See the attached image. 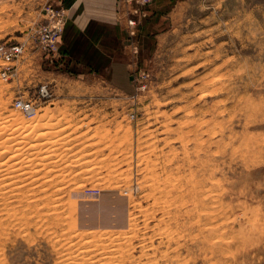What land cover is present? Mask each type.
<instances>
[{
	"label": "rangeland",
	"instance_id": "obj_1",
	"mask_svg": "<svg viewBox=\"0 0 264 264\" xmlns=\"http://www.w3.org/2000/svg\"><path fill=\"white\" fill-rule=\"evenodd\" d=\"M81 1L0 0V42L23 48L0 76V121L47 135L28 147L38 167L9 211L0 205V264H264V0H111L94 27L114 35L113 58L46 61L44 10L64 7L68 26Z\"/></svg>",
	"mask_w": 264,
	"mask_h": 264
},
{
	"label": "bare ground",
	"instance_id": "obj_2",
	"mask_svg": "<svg viewBox=\"0 0 264 264\" xmlns=\"http://www.w3.org/2000/svg\"><path fill=\"white\" fill-rule=\"evenodd\" d=\"M1 4V3H0ZM1 6V5H0ZM143 6V5H142ZM6 7V6H5ZM0 8H2V7H0ZM139 15V14H138ZM66 23V22H65ZM20 110V109H19ZM11 113V112H10ZM13 113V112H12ZM15 113V112H14ZM17 113V112H16ZM45 115V114H44ZM10 116H12V118H14L15 117V119H17L16 118V115H14V114H12V115H10ZM41 116V115H40ZM5 117V116H4ZM7 117H8V115L6 116V120L8 121V119H7ZM2 118V117H1ZM0 118V119H1ZM18 118H19V116H18ZM38 118V117H37ZM36 118V119H37ZM42 118V117H41ZM47 118H49L50 119V117H47ZM33 119H34V117H33ZM38 120H40V119H38ZM46 120V119H45ZM48 120V119H47ZM3 121H5V120H3ZM6 121V122H7ZM36 121V120H35ZM12 122H14V119H13V121H12V119H11V123ZM52 122V121H51ZM50 122V123H51ZM10 123V124H11ZM32 123H34V122H32ZM31 123V121H29V122H22L21 123V125H19V126H21L20 128H22L21 130L20 129H18L17 127H15V128H13L12 130H9L8 128H6V126L7 125H5L4 126V123H2V120L0 121V129H2V130H0V134H3L4 133V136H2L3 137V139H0V205H3L2 207H4L5 209H7L6 207H8V206H10L11 205V203L13 202V200H15L16 198H17V195H16V190L15 189H17V188H19L20 186H21V184H23V183H25V181H27V176H28V174H31V168L32 169H34V167H32L34 164V162H32V157L33 156H35V155H31L32 157H30V154L34 151V149L32 150L31 149V152H30V154H29V151H30V149L28 148V147H33V148H35V147H39V145H41L42 146V144L40 143V144H38L37 143V141H36V139H35V137L37 138V139H39V137L38 136H45V134H46V131H43V130H39V129H36V125L37 124H35V125H33ZM49 123V124H50ZM64 123V122H63ZM8 124H9V122H8ZM15 124V123H14ZM13 124V125H14ZM39 124V123H38ZM52 124V123H51ZM41 125H44V124H41ZM46 125H47V123H46ZM12 126V125H11ZM18 126V127H19ZM52 127H53V125H51ZM8 127V126H7ZM13 127V126H12ZM47 127H49V126H47ZM68 127V126H67ZM78 127V126H77ZM128 128H129V126H127ZM43 128V127H42ZM55 128V127H54ZM54 128H53V130H54ZM69 128V127H68ZM97 128V127H96ZM126 128V127H125ZM7 129H8V131H7ZM57 129V128H56ZM65 129V128H64ZM50 130V129H49ZM58 130V129H57ZM56 130V131H57ZM125 130V129H124ZM48 131V130H47ZM104 131V130H103ZM84 132V131H83ZM108 132V131H107ZM124 132V131H123ZM129 132V131H128ZM34 133V134H33ZM55 133V132H54ZM94 133V132H93ZM92 133V134H93ZM99 133H101L100 131H99ZM152 133V132H151ZM150 133V134H151ZM49 134V133H48ZM153 134V133H152ZM129 135V134H128ZM1 136V135H0ZM43 136V137H44ZM47 136V135H46ZM45 136V137H46ZM70 136V135H69ZM89 136V135H88ZM90 136H91V134H90ZM89 136V137H90ZM107 136V135H106ZM2 137H0V138H2ZM50 137V136H49ZM61 137V136H60ZM66 137H67V135H65V137H62V138H60V139H62V141L64 142L65 140H66ZM101 137V136H100ZM99 137V138H100ZM120 137V136H119ZM138 137V136H137ZM41 138V137H40ZM51 138V137H50ZM73 138V137H72ZM88 138V137H87ZM57 139V138H56ZM59 139V140H60ZM122 140H123V138H121ZM142 139V138H141ZM140 139V140H141ZM40 140V139H39ZM45 140V139H44ZM48 140V139H47ZM58 140V139H57ZM97 140H99V139H97ZM139 140V139H138ZM49 141V140H48ZM67 141V140H66ZM108 141V140H107ZM40 142V141H39ZM42 142V141H41ZM52 142V141H51ZM125 142V141H124ZM46 142H44V144H45ZM54 143H55V141H54ZM54 143H51V144H54ZM65 143V142H64ZM110 144H111V142H109ZM26 144H29L28 146L26 145ZM43 144V145H44ZM47 144H49L48 142L45 144V146H47ZM51 144H49V145H51ZM108 144V143H107ZM106 144V145H107ZM88 145V144H87ZM92 145V144H91ZM94 145V144H93ZM117 145V144H116ZM52 146V145H51ZM50 146V147H51ZM99 146V145H98ZM104 146V145H103ZM103 146H101V147H103ZM110 146V145H109ZM127 146H129V145H127ZM133 146V145H132ZM146 146V145H145ZM155 146V145H154ZM55 147H57V146H55ZM59 147V146H58ZM69 147V146H68ZM106 147V146H105ZM153 147V146H152ZM40 148V147H39ZM42 148H44V147H42ZM42 148H41V150H40V152L42 153ZM70 148V147H69ZM96 148V147H95ZM108 148V147H107ZM137 148V147H136ZM155 148V147H154ZM45 149V148H44ZM43 149V150H44ZM48 149V148H47ZM51 149V148H50ZM79 149V148H78ZM94 149V148H93ZM98 149V148H97ZM110 149V148H109ZM67 150V149H66ZM65 150V151H66ZM82 150V149H81ZM85 150V149H84ZM111 150V149H110ZM109 150V151H110ZM48 151V150H47ZM99 151V150H98ZM119 151H123V150H119ZM142 151V150H141ZM146 151V150H145ZM163 151V150H162ZM39 151L38 152H36V155H37V153L39 154L40 153ZM61 152H62V150H61ZM60 152V153H61ZM73 152V151H72ZM89 152V151H88ZM113 152V151H112ZM47 153H49V152H47ZM56 153V152H55ZM68 153V152H67ZM70 153V152H69ZM85 153V152H84ZM91 153V152H90ZM120 153V152H119ZM128 153V152H127ZM130 153H131V151H130ZM139 153V152H138ZM52 154H54V153H52ZM62 154V153H61ZM61 154H59V155H61ZM71 154V153H70ZM58 155V154H57ZM56 155V156H57ZM58 155V156H59ZM78 155H81V154H78ZM105 155V154H104ZM113 155V154H112ZM125 155H128V154H125ZM141 155V154H140ZM39 156V155H38ZM40 156H42V155H40ZM39 156V157H40ZM57 156V157H58ZM106 156V155H105ZM38 157V158H39ZM57 157H55V158H57ZM77 157V156H76ZM93 157H94V155H93ZM101 157H103V156H101ZM138 157V156H137ZM42 158V157H41ZM63 158V157H62ZM64 158H65V155H64ZM70 158V157H69ZM72 158V157H71ZM84 158V157H83ZM92 158V157H91ZM100 158V157H99ZM123 158V157H122ZM111 159V158H110ZM149 159V158H148ZM38 160V159H37ZM43 160V159H42ZM50 160V159H49ZM55 160V159H54ZM54 160H52L51 162H53ZM67 160V159H66ZM65 160V161H66ZM95 160V159H94ZM138 160V159H137ZM46 161V160H45ZM61 161V160H60ZM70 161V160H69ZM82 161V160H81ZM96 161V160H95ZM119 161V160H118ZM127 161V160H126ZM155 161V160H154ZM153 161V162H154ZM32 162V163H31ZM39 162V161H38ZM41 162V161H40ZM40 162H39V164H40ZM55 162V161H54ZM54 162L52 163V164H54ZM58 162H59V160H58ZM57 162V163H58ZM68 162V161H67ZM111 162V161H110ZM114 162V161H113ZM137 162V161H136ZM152 162V161H151ZM36 163V162H35ZM46 163V162H45ZM64 163V162H63ZM66 163V162H65ZM128 163V162H127ZM148 163V162H147ZM31 164H33V165H31ZM42 164L43 165H45L43 162H42ZM47 164H48V161H47ZM47 164H46V166H47ZM141 164V163H140ZM41 165V164H40ZM43 165H41V166H43ZM50 165H51V163H50ZM93 165H95V164H93ZM100 165V164H99ZM150 165V164H149ZM35 166V165H34ZM62 166V165H61ZM116 166V165H115ZM131 166V165H130ZM138 166V165H137ZM140 166V165H139ZM35 167H38V166H35ZM48 167H49V165H48ZM56 167V166H55ZM59 167V166H58ZM41 167L39 166V169H40ZM85 168V167H84ZM103 168V167H102ZM132 168V167H131ZM141 168V167H140ZM152 168V167H151ZM160 168V167H159ZM36 169V168H35ZM38 169V170H39ZM41 169H43V168H41ZM46 169V168H45ZM61 169V168H60ZM70 169V168H69ZM100 169V168H99ZM110 169H112V167L110 168ZM121 170H122V168H120ZM153 169V168H152ZM156 169V168H155ZM46 170H48V169H46ZM50 170V169H49ZM66 170V169H65ZM64 170V171H65ZM72 170V169H71ZM78 170V169H77ZM80 170V169H79ZM121 170H119V171H121ZM35 171H37V170H35ZM76 171V170H75ZM59 172V171H58ZM63 172V171H62ZM88 172V171H87ZM61 173V172H60ZM84 173V172H83ZM97 173V172H96ZM103 173V172H102ZM126 173V172H125ZM151 173V172H150ZM41 174V173H40ZM40 174H37V176L39 175L40 176ZM59 174V173H58ZM65 174V173H64ZM67 174V173H66ZM73 174V173H72ZM54 175V174H53ZM62 175V174H61ZM113 175V174H112ZM130 175V174H129ZM131 175H132V173H131ZM144 175V174H143ZM149 175V174H148ZM151 175V174H150ZM155 175V174H154ZM39 176H38V178H39ZM42 176H43V173H42ZM44 176H45V174H44ZM50 176V175H49ZM82 176V175H81ZM98 176V175H97ZM119 176V175H118ZM136 176V175H135ZM32 177H35V176H31L30 178L31 179H33ZM59 177V176H58ZM63 177V176H62ZM76 177V176H75ZM86 177V176H85ZM102 177V176H101ZM155 177V176H154ZM45 178V177H44ZM104 178H106V176L104 177ZM128 178V177H127ZM131 178V177H130ZM46 179V178H45ZM52 179V178H51ZM58 179V178H57ZM62 179V178H61ZM66 179V178H65ZM81 179V178H80ZM89 179V178H88ZM91 179V178H90ZM89 179V181H91ZM29 180V179H28ZM42 180H44V179H40L39 180V182L40 181H42ZM72 180H74V179H72ZM71 180V181H72ZM104 180V179H103ZM102 180V181H103ZM139 180V179H138ZM148 180V179H147ZM146 180V181H147ZM32 181V180H31ZM160 181V180H159ZM68 182V181H67ZM81 182V181H80ZM85 182V181H84ZM83 182V183H84ZM93 182H95V181H93ZM149 182V181H148ZM155 182V181H154ZM165 182V181H164ZM167 182V181H166ZM65 183V182H64ZM108 183H109V181H108ZM163 183V182H162ZM18 184H20V185H18ZM32 184V183H31ZM66 184V183H65ZM74 184V183H73ZM92 184V183H91ZM101 184V183H100ZM106 184V183H105ZM114 184L115 183H113V186H114ZM15 185H16V188H14L15 187ZM64 185V184H63ZM80 185V184H79ZM78 184H77V186H79ZM93 185V184H92ZM46 186V185H45ZM60 186V185H59ZM113 186H111V187H113ZM47 187V186H46ZM80 187V186H79ZM93 187V186H92ZM162 187V186H161ZM71 188V187H70ZM76 188V187H75ZM87 188V187H86ZM102 188V187H101ZM100 188V189H101ZM114 188V187H113ZM22 189V188H21ZM21 189H18V190H21ZM54 189V188H53ZM106 189H107V187H106ZM144 189V188H143ZM169 189H171V188H169ZM15 190V191H14ZM39 190V189H38ZM114 190H115V188H114ZM79 191H81V189L79 190ZM120 191V190H119ZM155 191V190H154ZM166 191H167V189H166ZM21 192V191H20ZM25 192V191H24ZM28 192V191H27ZM64 192V191H63ZM145 192V191H144ZM162 192V191H161ZM160 192V193H161ZM15 193V194H14ZM18 193V192H17ZM47 193H49V192H47ZM72 193H74V192H72ZM80 193V192H79ZM109 193H111V192H109ZM44 194V193H43ZM42 194V195H43ZM46 194V193H45ZM140 194V193H139ZM146 194V193H145ZM152 194V193H151ZM87 195V194H86ZM38 196V195H37ZM51 196V195H50ZM36 197V196H35ZM105 197V196H104ZM111 197V196H110ZM158 197V196H157ZM27 198V197H26ZM46 198V197H45ZM97 198V197H96ZM114 199H115V196L113 197ZM112 198V199H113ZM79 199V198H78ZM81 199V198H80ZM99 199V198H98ZM105 199V198H104ZM151 199V198H150ZM72 200V199H71ZM70 200V201H71ZM108 200V199H107ZM111 199H109V201H110ZM121 200V199H120ZM145 200V199H144ZM155 200V199H154ZM156 200H158V199H156ZM56 201V200H55ZM60 201V200H59ZM69 201V202H70ZM75 201L77 202V200H76V197H75ZM80 200H78V202H79ZM89 201V200H88ZM87 201V199H86V203L88 202ZM119 201V199L117 200V202ZM167 201V200H166ZM19 202V201H18ZM17 202V203H18ZM74 203V204H78V203ZM84 202H85V200H84ZM100 202V201H99ZM104 203L106 202V200L105 201H103ZM113 202V201H112ZM138 202V201H137ZM154 202V201H153ZM160 202V201H159ZM43 203V202H42ZM41 203V204H42ZM101 203V202H100ZM111 203V202H110ZM110 203H108V204H110ZM116 203V202H115ZM150 203V202H149ZM14 204H16V203H14ZM96 204V203H95ZM102 204V203H101ZM105 204H107V203H105ZM107 204V205H108ZM113 204H114V202H113ZM113 204H112V206H113ZM140 204V203H139ZM17 205V204H16ZM86 205V204H85ZM90 204H88L87 205V207L89 206ZM99 204H97V206H98ZM158 205V204H157ZM165 205V204H164ZM169 205H171V203L169 204ZM94 206H96V205H94ZM96 206V207H97ZM103 206H105V205H103ZM125 206V205H124ZM24 207H26V206H24ZM74 207V206H73ZM76 207V206H75ZM89 207H91V206H89ZM101 207H102V205H100V209H101ZM106 207V206H105ZM104 207V208H105ZM114 207V206H113ZM112 207V209H117V207H119V206H117L116 208H113ZM123 207V206H122ZM140 207V206H139ZM9 208H11V207H9ZM93 208V207H92ZM109 208V207H108ZM119 208H121V205H120V207ZM75 208H73V210H74ZM80 209V208H79ZM78 209V210H79ZM103 209V208H102ZM111 209V208H110ZM110 210V211H114V210ZM144 209V208H143ZM152 209V208H151ZM159 209H161V208H159ZM163 209V208H162ZM11 210V209H10ZM54 210V209H53ZM58 210V209H57ZM84 211L86 210V209H83ZM82 210V211H83ZM109 210V209H108ZM125 210V209H124ZM123 210V211H124ZM129 210V209H128ZM127 210V211H128ZM153 210V209H152ZM7 211H9V209H7ZM81 211V210H80ZM80 211H79V213H80ZM81 211V212H82ZM118 211V210H117ZM116 211V212H117ZM151 211V210H150ZM163 211V210H162ZM57 212V211H56ZM86 212V211H85ZM115 212V213H116ZM120 212H122V211H120ZM131 212V211H130ZM152 212V211H151ZM73 213V212H72ZM87 213H88V211H87ZM89 213H90V211H89ZM95 213V212H94ZM113 213V212H112ZM114 213V214H115ZM124 213H125V211H124ZM81 214V213H80ZM83 214H85L84 212H83ZM82 214V215H83ZM91 214H92V212H91ZM90 214V215H91ZM123 214V213H122ZM121 214V215H122ZM63 215V214H62ZM87 216H88V214H86ZM95 215H97V214H95ZM104 216H105V212H104V214H103ZM102 215V216H103ZM116 215H118L117 213H116ZM120 215V214H119ZM120 215V216H121ZM124 215H126V213L124 214ZM56 216H58L57 214H56ZM119 216V217H120ZM156 216V215H155ZM161 216V215H160ZM159 216V217H160ZM163 216V215H162ZM64 217V216H63ZM68 217V216H67ZM75 217V216H74ZM83 217H85V216H83ZM93 217H95V216H93ZM93 217H90V218H92V221H93ZM98 217V216H97ZM106 217V216H105ZM104 217V218H105ZM109 217V216H108ZM115 217V216H114ZM122 217H124L123 215L121 216V218H119L120 220L122 219ZM127 217H129V215L127 214ZM144 217V216H143ZM2 218V217H1ZM73 218V217H72ZM89 218V217H88ZM88 218H86L87 220H88ZM89 218V219H90ZM102 217H101V214H100V219H101ZM110 218V217H109ZM116 218H117V216H116ZM126 218V217H125ZM83 219V218H82ZM85 219V218H84ZM114 219V218H113ZM112 219V220H113ZM119 219H117V221L119 220ZM124 219V218H123ZM130 219V218H129ZM128 218H127V221L129 220ZM150 219V218H149ZM109 220V219H108ZM108 220H107V222H108ZM111 220V219H110ZM119 220V221H120ZM125 221H126V219H124ZM123 220V221H124ZM144 220H146V219H144ZM64 221H66V219L64 220ZM106 221V220H105ZM118 221V222H119ZM123 221H122V223H123ZM129 221H133V224H134V220H129ZM169 221V220H168ZM101 222H103V219H102V221ZM110 222V221H109ZM112 222V221H111ZM104 224L106 223V222H103ZM103 223H102V225H103ZM125 223V222H124ZM123 223V224H124ZM128 223H130V222H128ZM75 224V223H74ZM74 224H72V226H74ZM107 224V223H106ZM105 224V225H106ZM113 224H114V222H113ZM133 224H131V225H133ZM145 224V223H144ZM156 224V223H155ZM163 224V223H162ZM54 225V224H53ZM83 225V224H82ZM96 225V224H95ZM101 224H100V226H102ZM110 224H108V226H107V229H108V227H110L109 226ZM125 225V224H124ZM127 225H130V224H127ZM141 225V224H140ZM94 226V225H93ZM104 226V225H103ZM126 226V225H125ZM87 227V226H86ZM90 227V226H89ZM92 227V226H91ZM97 227V226H96ZM111 227H114V226H111ZM121 227H122V225H121ZM120 227V229H119V231L122 229V230H124V229H128V227L126 228H124V227H122L121 228ZM152 227V226H151ZM88 228V227H87ZM87 228H86V230H87ZM117 228H119L118 226L115 228H111L112 230L114 229V230H116ZM135 228V227H134ZM146 227H144V229H145ZM170 228H171V226H170ZM66 229V228H65ZM91 229V228H90ZM93 229V228H92ZM110 229V228H109ZM111 229H110V231H111ZM129 229H130V227H129ZM160 229V228H159ZM158 229V230H159ZM102 230H103V227H102ZM105 230V229H104ZM161 230V229H160ZM70 231V230H69ZM83 231V230H82ZM101 231V230H100ZM99 231V232H100ZM118 231V232H119ZM92 232V231H91ZM106 232V231H105ZM117 232V233H118ZM122 232V231H121ZM130 232V231H129ZM128 232V233H129ZM94 233V232H93ZM125 233V232H124ZM128 233H126V234H128ZM136 233V232H135ZM163 233H164V231H163ZM78 234V233H77ZM105 235L107 234V233H104ZM110 234V233H109ZM120 234V233H119ZM130 234H131V232H130ZM133 235H134V233H132ZM66 235H68V234H66ZM72 235V234H71ZM108 235V234H107ZM106 235V236H107ZM113 235H115V233L113 234ZM127 236V235H126ZM143 236V235H142ZM167 236V235H166ZM58 237V236H57ZM89 237H91V236H89ZM93 237V236H92ZM105 237V236H104ZM112 237H114V236H111L110 237V239L112 238ZM121 237V236H120ZM122 237H123V235H122ZM125 237V236H124ZM79 238V237H78ZM84 238V237H83ZM82 238V239H83ZM101 238V237H100ZM107 238V237H106ZM80 239V238H79ZM85 239V238H84ZM83 239V240H84ZM93 239V238H92ZM91 239V240H92ZM104 239V238H103ZM125 239H127V237L125 238ZM131 239V238H130ZM67 240V239H66ZM69 240V239H68ZM87 240H88V238H87ZM112 240V239H111ZM118 240V239H117ZM120 240V239H119ZM129 240V239H128ZM65 241V240H64ZM70 241H72V240H70ZM109 241V240H108ZM116 241V240H115ZM114 241V242H115ZM121 241V240H120ZM80 243H81V241H79ZM94 242V241H93ZM106 242V241H105ZM117 242H119V241H117ZM116 242V243H117ZM125 242V241H124ZM128 242V241H127ZM62 243V242H61ZM89 243V242H88ZM100 243V242H99ZM108 243V242H107ZM140 243V242H139ZM95 244V243H94ZM102 244V243H101ZM110 244V243H109ZM103 245V244H102ZM121 245V244H120ZM128 245V244H127ZM64 246H66V245H64ZM94 246V245H93ZM107 246V245H106ZM117 246H118V244H117ZM117 246H116V248H117ZM146 245H144L143 247H145ZM76 247V246H75ZM92 247V246H91ZM108 248H109V246H107ZM111 247H113L114 249H116L114 246H112L111 245ZM110 247V248H111ZM77 248V247H76ZM128 248V247H127ZM147 248H148V246H147ZM84 249H85V247H84ZM142 249V248H141ZM100 250V249H99ZM104 250V249H103ZM77 253V252H76ZM110 253V252H109ZM74 254V253H73ZM68 255V254H67ZM88 255V254H87ZM117 255V254H116ZM148 255V254H147ZM99 257V256H98ZM82 258V257H81ZM84 258V257H83ZM86 258V257H85ZM96 258V257H95ZM68 260V259H67ZM99 260V259H98ZM106 260V259H105ZM78 261V260H77ZM103 261V260H102ZM79 262V261H78ZM99 263V262H98Z\"/></svg>",
	"mask_w": 264,
	"mask_h": 264
},
{
	"label": "crops",
	"instance_id": "obj_3",
	"mask_svg": "<svg viewBox=\"0 0 264 264\" xmlns=\"http://www.w3.org/2000/svg\"><path fill=\"white\" fill-rule=\"evenodd\" d=\"M78 4L75 2L70 5V11H68L67 17L69 18L70 12V17L74 15L75 20H71L72 22L69 23L68 26H63L62 33L58 38V49L61 54V62L64 63L69 61V63H73L75 61L73 59L74 57L78 60L81 58L80 61L87 58H89V61H93L100 56L99 54H101L102 57L113 58L115 52L107 49L104 44L108 41H113L114 35L110 32V37L108 36L110 33L105 32L103 27H94L97 22L100 23L98 24L100 26L103 23V17L106 16L108 10L106 8H110L111 0H82L80 2L81 9L80 7L79 9L76 8ZM148 6H150V4H147V7ZM75 23L84 25L92 24L93 27L87 28L82 34V31L75 26ZM137 38L138 35L136 36V39ZM90 50H92V52Z\"/></svg>",
	"mask_w": 264,
	"mask_h": 264
},
{
	"label": "built area",
	"instance_id": "obj_4",
	"mask_svg": "<svg viewBox=\"0 0 264 264\" xmlns=\"http://www.w3.org/2000/svg\"><path fill=\"white\" fill-rule=\"evenodd\" d=\"M138 4H146L153 0H131ZM45 17L39 25L38 45L46 53V61H60L61 54L58 51V38L63 30L66 10L62 6H49L45 10ZM128 23L133 25L135 21L129 19ZM23 48L18 42L8 43L0 42V76L7 78L8 72L14 67V62L22 55ZM50 62V61H49ZM44 90V88H42ZM47 90L43 91V96H46ZM14 106L20 109L25 115L32 116L36 112V106L31 100L24 98H16L13 101Z\"/></svg>",
	"mask_w": 264,
	"mask_h": 264
}]
</instances>
